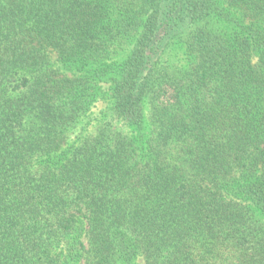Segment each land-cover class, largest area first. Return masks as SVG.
<instances>
[{"label": "trees", "instance_id": "trees-1", "mask_svg": "<svg viewBox=\"0 0 264 264\" xmlns=\"http://www.w3.org/2000/svg\"><path fill=\"white\" fill-rule=\"evenodd\" d=\"M0 264H264V0H0Z\"/></svg>", "mask_w": 264, "mask_h": 264}, {"label": "rangeland", "instance_id": "rangeland-1", "mask_svg": "<svg viewBox=\"0 0 264 264\" xmlns=\"http://www.w3.org/2000/svg\"><path fill=\"white\" fill-rule=\"evenodd\" d=\"M52 58L55 59L56 58V55L53 54V57ZM103 108H105L104 103L103 102H99L94 107L93 113L97 114L98 111L101 110V109H103ZM83 128H84L83 127V124H81L80 126H78L77 129L75 130V135L78 134V136H79L81 134V132L83 131Z\"/></svg>", "mask_w": 264, "mask_h": 264}]
</instances>
